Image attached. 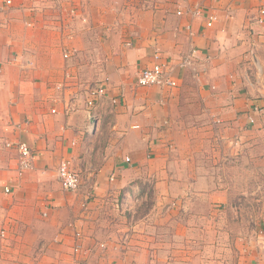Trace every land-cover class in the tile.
I'll list each match as a JSON object with an SVG mask.
<instances>
[{
	"label": "crops",
	"instance_id": "1",
	"mask_svg": "<svg viewBox=\"0 0 264 264\" xmlns=\"http://www.w3.org/2000/svg\"><path fill=\"white\" fill-rule=\"evenodd\" d=\"M64 2L0 0V264H231L237 255V264H264V233L248 250L215 255L247 225L229 189L192 173L189 160L202 133L212 141L220 132L231 153L264 136V0H131L114 19L91 4L97 18L75 24ZM90 27L96 52L86 47ZM68 43L76 55L65 56ZM157 52L180 86L138 84ZM105 78L89 108L90 88ZM20 141L33 150L31 170L19 169ZM63 163L80 173L79 190L62 187ZM153 219L164 226L150 229ZM173 239L198 248L169 255Z\"/></svg>",
	"mask_w": 264,
	"mask_h": 264
},
{
	"label": "rangeland",
	"instance_id": "2",
	"mask_svg": "<svg viewBox=\"0 0 264 264\" xmlns=\"http://www.w3.org/2000/svg\"><path fill=\"white\" fill-rule=\"evenodd\" d=\"M64 1L65 5H63L67 7V10H65V18H69L74 24L77 21H81L86 18H89L90 21L97 18V11L89 10V5L91 8V4H93L92 6L94 8L104 9V12H101V14L105 15L107 19H114L120 15L124 16L123 10H125L129 4L134 3L130 2L131 0H73V3H68L69 0ZM135 1L138 3L145 2V0ZM162 1L163 0H154L155 3ZM98 5L100 6L98 7ZM108 24L109 22L107 21V33L109 30L114 29L108 26ZM91 28L92 27L89 28V32L87 33L89 38L86 37V47L88 51L96 52L98 44L95 43V39L91 38V36L96 35V32ZM63 45L64 52H74L71 53L74 55L78 53L75 47H70V43ZM77 45L79 46L80 44ZM81 49L83 48H77V50ZM206 132H209V130L207 129ZM200 136L201 137L198 140L191 144V155L189 154L191 157L189 160H191V166L193 167L192 173L209 176L215 181V183L221 185L220 188H228V192L230 193L229 199L232 206L236 211H238L239 216L243 214V218H245L247 225V228L245 227L246 230L244 232H241V230L238 229L242 234H235L233 241L231 237L227 236L225 239H223L225 241H221L217 244L219 253L216 254V251L214 253L217 256L219 254V257L221 258L229 249L234 251V249L237 247L236 250L238 251V246L240 247L241 243L245 245L243 249L248 250L252 242L255 241V238L258 239V235L261 236L264 233V228H261L262 226L258 224L262 220L260 214L264 211V171L261 170V168H264V163H257L259 158L264 159V147L258 148L261 144H264V136H258L256 138L254 136V138L251 139L250 143H254V146H251V149L248 151V153L247 151L241 153L239 146L236 144L233 145L235 148H232L234 153H231V151H229L227 148L231 145H229L228 140H226V138L220 132L219 134L217 132L215 133L216 138L212 141L206 133H202ZM236 146H238V148H236ZM253 147L258 149L253 151ZM214 148L216 149V152H214ZM194 163H198L197 167L201 168L200 170H196L197 172H194ZM255 167H257V170H254ZM146 209H148V207L146 202H144L141 208L142 213H145ZM219 213L220 211H216V215H219ZM216 215L214 219H216ZM150 223V229L155 231L157 230L156 227L164 226L160 223H157L155 219L150 220ZM240 226L238 225L239 228L244 227ZM128 239V235L123 236V243H126ZM168 239L165 237V241ZM198 244L192 241H175L173 239V244H171L173 247L170 250L169 255H172L174 253L173 250L178 248L182 249V252L186 251L188 254L189 251L198 248ZM209 254L210 253H206V255ZM186 256L188 257L190 255L188 254ZM240 260L241 259L237 255L236 259L234 258L232 262H229L231 264H237L240 263ZM221 261H224V263L220 264H227V260L221 259Z\"/></svg>",
	"mask_w": 264,
	"mask_h": 264
},
{
	"label": "built area",
	"instance_id": "3",
	"mask_svg": "<svg viewBox=\"0 0 264 264\" xmlns=\"http://www.w3.org/2000/svg\"><path fill=\"white\" fill-rule=\"evenodd\" d=\"M8 2H11V0ZM72 9V8H71ZM73 12V11H72ZM260 15L258 18L259 23L264 22V6L260 9ZM178 15H182L184 11L182 9H178L176 12ZM201 13V9L197 8L193 14L198 15ZM215 17L213 15H209L207 20V25L212 26ZM65 56H68V53H65ZM156 62L150 66L142 69L138 75V84L140 86H159V87H168V88H176L180 86V81L177 77L173 74V68L171 65L162 62L160 52L156 53ZM109 78H105L100 82L96 83L94 86L90 88L89 95L87 98V104L89 108L95 105L104 94H106L108 90ZM115 99L114 101H116ZM76 110L75 106L71 103L68 104L65 108V112L69 113ZM253 121V119H251ZM12 146L13 144H8ZM16 148L18 154V164L19 169L21 171L31 170L33 168V159L34 154L32 148L26 142H18L16 145H13ZM129 160V158H127ZM58 178L62 185V187L66 190L70 191H77L80 189L81 186V177L80 173L75 169L69 168L65 163L61 164L58 168ZM5 192H11L10 187L5 188ZM80 233L77 232L76 235L78 236ZM2 237H6V232H1ZM79 248V246H77Z\"/></svg>",
	"mask_w": 264,
	"mask_h": 264
}]
</instances>
